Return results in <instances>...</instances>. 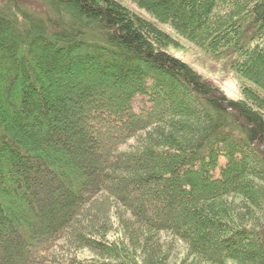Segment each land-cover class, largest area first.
<instances>
[{
	"label": "trees",
	"instance_id": "trees-1",
	"mask_svg": "<svg viewBox=\"0 0 264 264\" xmlns=\"http://www.w3.org/2000/svg\"><path fill=\"white\" fill-rule=\"evenodd\" d=\"M127 2L0 0V264H264V0Z\"/></svg>",
	"mask_w": 264,
	"mask_h": 264
},
{
	"label": "rangeland",
	"instance_id": "rangeland-1",
	"mask_svg": "<svg viewBox=\"0 0 264 264\" xmlns=\"http://www.w3.org/2000/svg\"><path fill=\"white\" fill-rule=\"evenodd\" d=\"M127 4V0H119ZM135 8V7H134ZM136 12L156 22L146 11L135 8ZM157 23V22H156ZM164 30L172 34L178 41V45H170L165 48L172 55L179 57L190 65H192L203 77L214 83L220 90H222L228 97L232 99H239L243 96V87L254 86V84L244 78L233 66L231 54L215 55L197 47L192 42L176 34L168 24L157 23ZM170 106V105H169ZM93 150L88 149L83 158L84 165L88 164L90 153ZM88 161V163H87ZM221 163H225V159H221ZM220 174L217 172L216 177Z\"/></svg>",
	"mask_w": 264,
	"mask_h": 264
}]
</instances>
